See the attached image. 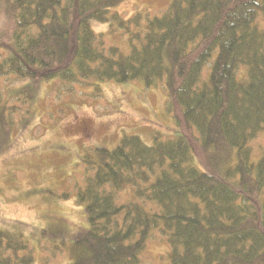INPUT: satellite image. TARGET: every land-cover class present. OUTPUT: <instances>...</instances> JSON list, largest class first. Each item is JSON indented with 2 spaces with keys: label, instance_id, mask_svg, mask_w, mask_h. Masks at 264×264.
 Returning <instances> with one entry per match:
<instances>
[{
  "label": "trees",
  "instance_id": "trees-1",
  "mask_svg": "<svg viewBox=\"0 0 264 264\" xmlns=\"http://www.w3.org/2000/svg\"><path fill=\"white\" fill-rule=\"evenodd\" d=\"M124 1L0 0V75L87 82L96 94L107 82L161 85L183 132L150 146L123 136L83 155L77 204L88 227L70 264H140L155 229L170 264H264V151L254 160L250 146L264 132V0H172L145 19L111 12ZM94 24L119 29L126 48L107 46ZM193 132L205 171L193 164ZM128 190L134 200L120 201ZM32 263L24 237L0 230V264Z\"/></svg>",
  "mask_w": 264,
  "mask_h": 264
},
{
  "label": "rangeland",
  "instance_id": "rangeland-1",
  "mask_svg": "<svg viewBox=\"0 0 264 264\" xmlns=\"http://www.w3.org/2000/svg\"><path fill=\"white\" fill-rule=\"evenodd\" d=\"M172 0H125L111 12L144 19L161 15ZM0 9V41L8 31ZM107 46L126 48V38L108 24H94ZM7 36V35H6ZM204 68L202 77L207 75ZM60 81L32 83L0 75V113L6 120L0 150V230L20 234L33 252L32 264H70L68 249L87 229L77 191L87 176L82 157L96 147L114 149L123 136H138L147 146L183 136L161 85L141 81L100 84ZM193 164L205 171L206 160L193 132ZM254 160L264 151V132L251 144ZM134 200L130 190L120 201ZM149 209V207H148ZM169 245L159 229L151 232L140 264H170Z\"/></svg>",
  "mask_w": 264,
  "mask_h": 264
}]
</instances>
